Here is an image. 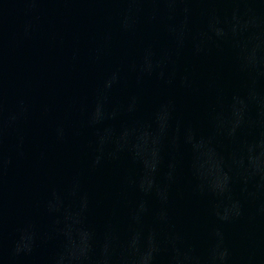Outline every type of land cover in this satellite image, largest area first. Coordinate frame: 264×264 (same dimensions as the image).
<instances>
[{
  "label": "water",
  "instance_id": "water-1",
  "mask_svg": "<svg viewBox=\"0 0 264 264\" xmlns=\"http://www.w3.org/2000/svg\"><path fill=\"white\" fill-rule=\"evenodd\" d=\"M234 8L244 20L252 19L253 14L245 15L248 8L255 10L259 27L251 31L260 33L264 58V0L238 5L226 0L188 4L0 0V99L6 112L18 110L21 102L26 109L4 138V155L11 158L0 168V219L6 246H11L17 229L28 222L41 232L48 230L55 214L48 212L47 202L55 200L54 191L67 198L76 177L90 198L88 222L101 234L111 222L122 238L126 236L131 210L140 198L128 181L139 175V168L126 160L91 166L94 134L86 124L89 113L105 91V80L117 72L119 81L107 90L104 103L110 108H126L135 95L139 108L131 114L121 110L108 123L119 126L148 121L156 104L171 98L176 117L198 134L207 135L214 115L226 109L232 94L247 80L239 69L233 41L216 37L209 27L214 15L220 21L216 27L228 30L236 23L232 20ZM125 15L130 25L127 30L122 27ZM193 38L203 48L200 54L193 51ZM149 48L157 58L168 56L175 61L168 65L177 72L173 83L154 76L139 78L134 66ZM180 76L188 77L190 88L180 84ZM165 119L162 114L161 122ZM59 127L64 129L63 138L57 136ZM149 147L150 141L138 145L141 151ZM234 147L226 136L217 138L216 149L225 160ZM169 157L181 166L168 209L175 228L203 248L210 231L218 227L225 234L233 264H264V214L257 212V203L245 199L239 180L235 191L243 202V214L221 223L212 214L213 197L193 193L192 178L183 166L186 154L170 149ZM216 163L211 156L204 159L206 176L219 174ZM260 164L264 166V159ZM149 207L156 210L158 201L150 198ZM152 223V216H147L145 224ZM51 248V244H42L37 255H47ZM18 264H36V259L22 257Z\"/></svg>",
  "mask_w": 264,
  "mask_h": 264
},
{
  "label": "clouds",
  "instance_id": "clouds-1",
  "mask_svg": "<svg viewBox=\"0 0 264 264\" xmlns=\"http://www.w3.org/2000/svg\"><path fill=\"white\" fill-rule=\"evenodd\" d=\"M127 2L188 4L193 0ZM226 2L238 5L254 4L258 0ZM189 11L187 7L184 9L185 13ZM254 13V9L248 8L245 15L253 14L252 19L244 20L240 10L234 8L232 20L236 23L231 24L228 30L216 27L220 21L214 15L209 21V27L216 37L233 41L239 69L247 80L241 90L232 94L226 109L214 115L212 129L207 135L198 134L191 125L183 124L176 117L175 104L171 98L161 99L148 121L120 123L119 126L108 123L115 121L121 110L129 114L137 111L139 98L133 95L126 108L108 107L104 103L107 100L106 92L119 81V75L113 72L105 80V91L98 96L86 121L94 134L91 166L99 168L106 162L126 160L139 168V175L128 181L140 193V198L131 210V224L126 236L122 238L111 222L105 225L102 234L88 222L90 198L82 190L79 177H76L68 189L67 198H62L54 191L55 200L47 202L48 212L55 214L48 230L41 232L36 225L28 222L17 229V236L11 246H6L0 219V262L18 264L22 257H34L36 264H233L225 234L220 228L210 231L207 245L201 248L171 223L168 209L181 166L169 157V152L171 149L186 154L183 166L192 178V191L213 197L212 214L218 222H231L243 214V202L235 191L237 180L241 183L245 199L257 203V212L264 214V166L260 164V160L264 159V58L260 55V33L251 31L259 27ZM122 27L125 30L130 27L127 15L122 20ZM186 27L187 17L182 22L181 46ZM193 39V51L200 54L203 48ZM170 63L175 64L171 57L157 58L149 48L141 63L134 67L140 79L154 76L171 84L177 72L174 67H168ZM179 82L185 88L191 87L187 76H180ZM25 113L22 102L18 110L6 112L0 99V168L11 162L3 150L6 130L16 126ZM162 114L166 118L163 123ZM57 136L63 138V127L57 129ZM220 136H226L235 145L227 160L216 149V141ZM149 141L150 147L145 151L138 148L141 142L147 144ZM207 156L217 162L218 175H205L203 161ZM150 198L159 204L154 211L149 207ZM149 215L153 219L150 225L145 224V218ZM46 243L52 245L50 253L38 256V249Z\"/></svg>",
  "mask_w": 264,
  "mask_h": 264
}]
</instances>
